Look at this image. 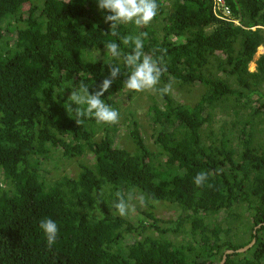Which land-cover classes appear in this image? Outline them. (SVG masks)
<instances>
[{
    "label": "trees",
    "instance_id": "trees-1",
    "mask_svg": "<svg viewBox=\"0 0 264 264\" xmlns=\"http://www.w3.org/2000/svg\"><path fill=\"white\" fill-rule=\"evenodd\" d=\"M156 2L148 26L112 36L97 0H0V264H221L254 238L225 264H264V54L249 67L264 0H226L228 20L213 0ZM141 32L164 68L156 102L139 105L149 144L133 106L144 91L124 86L131 69L105 48L128 54L120 38ZM110 65L121 72L101 98L118 122L77 125L71 91L98 90ZM117 192L143 194L151 222L120 216ZM162 206L177 217L159 218ZM44 218L59 228L52 247Z\"/></svg>",
    "mask_w": 264,
    "mask_h": 264
},
{
    "label": "clouds",
    "instance_id": "clouds-1",
    "mask_svg": "<svg viewBox=\"0 0 264 264\" xmlns=\"http://www.w3.org/2000/svg\"><path fill=\"white\" fill-rule=\"evenodd\" d=\"M97 4L99 9L110 13L104 19L105 22H110L112 36H119L116 31L118 24L132 23L138 28L148 26L156 17L159 7L156 0H97ZM147 36V32H141L135 37H121L120 39L124 45H133L131 52L128 54L122 53L120 45L115 41H109L105 44V48L111 57L117 60L122 58L123 64L131 69L130 75L124 81V86L136 92L155 90L164 71L162 56L154 58L153 55L146 54L143 51V39ZM109 67L110 75L103 79L98 90L90 93L89 86L80 82L78 89L71 91L68 97L71 101L69 110H73L72 105L78 106L74 109L77 125L83 123L81 117H94L98 123L115 124L118 122L119 112L106 104L101 98L121 72V68L118 66L110 65ZM171 88L172 84L169 83L159 89V92L168 94ZM208 175L205 171L197 173L194 177L195 185L197 187L204 186ZM116 196L117 202L114 207L120 216L128 214L130 211L129 201L133 199H137L141 206L146 205V198L143 194L137 196L135 193L129 192L127 198H125L124 194L117 192ZM39 227L46 236L47 246L52 247L58 238L59 228L57 223L51 218H44L40 221Z\"/></svg>",
    "mask_w": 264,
    "mask_h": 264
},
{
    "label": "rangeland",
    "instance_id": "rangeland-1",
    "mask_svg": "<svg viewBox=\"0 0 264 264\" xmlns=\"http://www.w3.org/2000/svg\"><path fill=\"white\" fill-rule=\"evenodd\" d=\"M264 54V47H261V50H259L254 58V61L250 64V71H255L256 70V61L259 59V57ZM155 90H145L144 92H141L138 96H135V104H133L134 107H137L135 110L137 112V116L140 118V121L144 126L145 131L142 130L143 136L146 138V141L148 144L152 141L151 140V134H152V129L147 125V122L145 120L146 117V110L144 107H139V105H145V104H154L156 101V97H153L155 95ZM131 101L126 99L125 104L128 105V107L131 106ZM143 129V128H142ZM128 133V129L123 126V130L121 135H125ZM127 142V140H125ZM121 147V145H120ZM61 171H64V169H61ZM130 204V211L127 214V217L132 220L138 219L140 221L144 220L145 222H151V219H148L146 216L143 215V210L144 208L135 200L129 203ZM134 209V210H132ZM178 212L176 209L172 206H162L157 212V215L161 219H168V218H176Z\"/></svg>",
    "mask_w": 264,
    "mask_h": 264
},
{
    "label": "built area",
    "instance_id": "built-area-1",
    "mask_svg": "<svg viewBox=\"0 0 264 264\" xmlns=\"http://www.w3.org/2000/svg\"><path fill=\"white\" fill-rule=\"evenodd\" d=\"M213 2L215 15L221 20H228L230 10L226 4V0H213Z\"/></svg>",
    "mask_w": 264,
    "mask_h": 264
},
{
    "label": "water",
    "instance_id": "water-1",
    "mask_svg": "<svg viewBox=\"0 0 264 264\" xmlns=\"http://www.w3.org/2000/svg\"><path fill=\"white\" fill-rule=\"evenodd\" d=\"M259 227H261V226L259 225L255 229L254 234H256V231H257V229ZM255 243H256V238H254L250 244H248L247 246H245V247H243L241 249H238V250H227L225 252V254L223 255V260H222L221 264H225L226 263L228 256L233 255L235 253H244V252L248 251L249 249H251L254 246Z\"/></svg>",
    "mask_w": 264,
    "mask_h": 264
},
{
    "label": "bare ground",
    "instance_id": "bare-ground-1",
    "mask_svg": "<svg viewBox=\"0 0 264 264\" xmlns=\"http://www.w3.org/2000/svg\"><path fill=\"white\" fill-rule=\"evenodd\" d=\"M261 50V47L258 49V51Z\"/></svg>",
    "mask_w": 264,
    "mask_h": 264
}]
</instances>
